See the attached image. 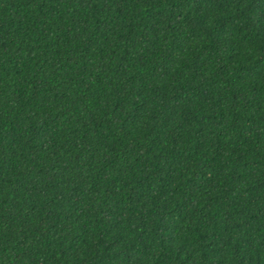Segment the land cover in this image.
I'll use <instances>...</instances> for the list:
<instances>
[{
	"label": "trees",
	"instance_id": "obj_1",
	"mask_svg": "<svg viewBox=\"0 0 264 264\" xmlns=\"http://www.w3.org/2000/svg\"><path fill=\"white\" fill-rule=\"evenodd\" d=\"M0 264H264V0H0Z\"/></svg>",
	"mask_w": 264,
	"mask_h": 264
}]
</instances>
